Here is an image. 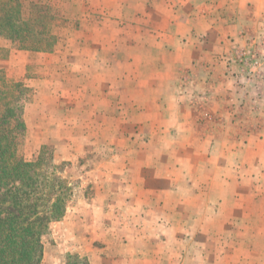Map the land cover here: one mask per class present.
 Here are the masks:
<instances>
[{
	"label": "rangeland",
	"instance_id": "1",
	"mask_svg": "<svg viewBox=\"0 0 264 264\" xmlns=\"http://www.w3.org/2000/svg\"><path fill=\"white\" fill-rule=\"evenodd\" d=\"M47 2L53 51L0 33L19 153L73 190L41 264H264V0Z\"/></svg>",
	"mask_w": 264,
	"mask_h": 264
},
{
	"label": "trees",
	"instance_id": "2",
	"mask_svg": "<svg viewBox=\"0 0 264 264\" xmlns=\"http://www.w3.org/2000/svg\"><path fill=\"white\" fill-rule=\"evenodd\" d=\"M58 19L47 0H0V33L19 50L53 51ZM24 92L0 70V264H41L42 237L65 216L73 197L47 151L36 161L19 153L26 133ZM74 260L88 264L81 256Z\"/></svg>",
	"mask_w": 264,
	"mask_h": 264
},
{
	"label": "crops",
	"instance_id": "3",
	"mask_svg": "<svg viewBox=\"0 0 264 264\" xmlns=\"http://www.w3.org/2000/svg\"><path fill=\"white\" fill-rule=\"evenodd\" d=\"M191 49H194V48H191ZM191 51H192V50H191ZM174 65H175L174 67H175V69H176V67H177L178 65H177V64H174ZM174 85H175V83H174ZM178 98H182V97H178ZM123 189H124V190H123ZM123 189H122V190H119V192H120L121 194L125 195V196H129V193H128V192H125V191H128L129 188H128L127 186H125ZM108 212H109V211H107V213H108ZM134 226H135V227L138 226V228H139V224H138V223H135V224L132 225V227H134ZM109 227H116V228H118V227H120V225L114 223V224H112V225H109ZM132 227H131V228H132ZM114 257H117L119 260H121V258L123 259L125 256H121V255L115 254V255L113 256V258H114ZM118 259H117V260H118ZM130 259H131V258H128V257H127V258H124V260H126V261H130ZM132 260H133V259H132ZM132 260H131V261H132Z\"/></svg>",
	"mask_w": 264,
	"mask_h": 264
}]
</instances>
